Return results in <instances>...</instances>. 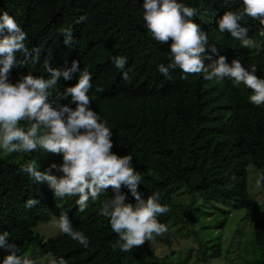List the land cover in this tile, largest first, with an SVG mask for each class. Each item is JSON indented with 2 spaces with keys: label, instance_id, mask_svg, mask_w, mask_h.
Here are the masks:
<instances>
[{
  "label": "trees",
  "instance_id": "1",
  "mask_svg": "<svg viewBox=\"0 0 264 264\" xmlns=\"http://www.w3.org/2000/svg\"><path fill=\"white\" fill-rule=\"evenodd\" d=\"M177 2L196 10L194 22L207 33L209 54L212 46L217 48L213 60L220 55L229 65L239 60L248 71L255 67L254 74L264 79V31L261 37L248 35L259 46L248 49L217 27L225 11H242V0ZM143 4L144 0H0V15L7 13L26 32L25 44L31 53L24 64H20L25 59L23 54H16L18 64L12 68L9 81L14 84L27 74L49 78L46 60L62 70L78 61L81 70L87 68L91 73L90 109L112 131V152L132 156V165L142 176L138 188L142 198L159 193L158 202L169 208L157 217L160 223L167 226L175 221L182 229L193 230L209 211L219 215L215 226L220 228L229 210H243L253 218L258 205L247 191V167L253 168L257 178L264 175V104H252L251 90L227 78L205 80L200 74L182 79L178 68L170 70V78L161 74L159 65L167 66L172 60L171 41L160 44L153 39L143 20ZM82 16L86 20L77 23ZM240 23L251 32L250 17ZM67 28L73 31L72 47L63 44L61 30ZM7 34L5 30L0 38ZM114 56L127 58L123 70L127 79L115 67ZM78 75L70 81L61 79L52 90L53 97L74 86ZM60 103L73 110L76 107L71 97ZM20 126L27 131L30 125L22 121ZM0 151V234L9 232V243L18 246L19 256L43 245L33 227L67 213L73 230L82 232L89 246L84 248L60 231L52 241L55 264L61 258L66 264H185L190 249L184 257L173 252L163 257L155 254V244L169 245L159 236L128 252L113 250L119 237L112 231L110 219L100 214L103 203L115 196L111 187L98 200L90 199L81 213L76 204L78 196L56 197L47 182L37 183L20 170L33 161L42 172L55 164L49 174L59 178L63 175L58 170L62 154L47 153L42 148L11 154ZM121 194L126 196L125 203L135 204L128 188L122 186ZM30 199L39 203L26 208ZM194 240L195 263L210 264L220 257L218 246H207L198 231ZM250 242L258 256L257 264H264V226L255 220ZM8 254L0 249V264Z\"/></svg>",
  "mask_w": 264,
  "mask_h": 264
},
{
  "label": "clouds",
  "instance_id": "2",
  "mask_svg": "<svg viewBox=\"0 0 264 264\" xmlns=\"http://www.w3.org/2000/svg\"><path fill=\"white\" fill-rule=\"evenodd\" d=\"M243 9L239 12L225 11L217 21L221 33L228 32L231 37L241 41V46L256 49L259 46L248 35H260L264 31V0H242ZM143 20L154 40L160 44H170L171 62L165 66L159 65V72L170 78V70L179 69L187 79L189 75H203L205 80L230 79L235 85L241 83L251 90L250 102L255 106L264 104V79L245 69L239 60H233L231 65L225 56L218 55L217 48L209 49L207 33L200 24L194 22L196 10L178 3L177 0H144ZM250 17L251 32L242 27L240 21ZM82 16L77 23H82ZM0 34L5 30L7 35L0 38V149L11 154L13 152H34L42 148L47 153L62 154L63 163L58 170L63 174L57 177L37 169L36 162L21 166L37 183L47 182L56 197L78 196L76 204L78 211L83 213L91 199L96 201L100 194L109 187L115 193L114 198L105 201L100 208V214L110 219L112 231L119 237L113 250L119 248L128 252L133 248L142 247L146 242L167 232V226L160 223L157 217L169 211L166 205H161L159 193L142 198L138 191L142 176L132 165V156H118L112 152L114 147L112 131L101 122L97 112L90 109L92 102L89 91L92 88V76L85 68L80 69L78 61H73L70 68H53L46 60L44 68L49 78L27 74L16 83L9 81V75L17 66V53H22L27 62L31 53L25 44L27 34L7 13L0 15ZM63 44L72 47L74 43L71 28L62 29ZM259 44V43H258ZM35 63V58H32ZM112 60L117 69L122 70L124 79L128 73L123 71L127 58L114 56ZM205 61H212L206 64ZM78 82L72 87H66L62 93L53 97V91L58 82L63 79L70 81L75 74ZM101 91V89H97ZM71 97V103L76 105L73 110L60 101ZM22 121L30 125L27 131L20 126ZM264 181L261 175L256 184L260 187ZM130 190L135 204L125 203L126 196L121 194V188ZM39 201L28 200L26 208H32ZM59 230L78 241L84 248L89 246L88 238L80 231H74L67 213H61L58 221H54ZM9 232L0 234V249L9 253L4 256L2 264H35L34 260L22 258L17 253L18 246L9 243ZM55 264V262H53ZM59 264H66L61 258Z\"/></svg>",
  "mask_w": 264,
  "mask_h": 264
},
{
  "label": "rangeland",
  "instance_id": "3",
  "mask_svg": "<svg viewBox=\"0 0 264 264\" xmlns=\"http://www.w3.org/2000/svg\"><path fill=\"white\" fill-rule=\"evenodd\" d=\"M1 152V151H0ZM258 178L251 166L247 167V191L253 198L258 207L254 212V217L249 218L246 211H231L222 208L223 212H230L226 216L225 225L220 228L215 226L220 217L215 211H209V215L199 218L193 230L182 229L177 222L167 225V232L160 235L161 239H166L169 245L155 244V254L163 257L168 252H173L181 257L187 256L186 252L190 249L189 256L185 264L195 263V249L197 248L194 240V233L199 232L207 246L217 245L220 257L212 260L210 264H257L258 256L251 244V224L255 220L264 226V182L257 187ZM51 217L46 223H39L33 227V231L41 238L43 245L27 249L22 257L34 260L35 263H53L52 241L59 235L60 230ZM181 229V230H180ZM181 231H183L181 233ZM174 255V256H175Z\"/></svg>",
  "mask_w": 264,
  "mask_h": 264
}]
</instances>
